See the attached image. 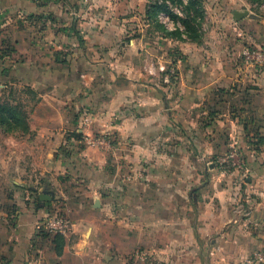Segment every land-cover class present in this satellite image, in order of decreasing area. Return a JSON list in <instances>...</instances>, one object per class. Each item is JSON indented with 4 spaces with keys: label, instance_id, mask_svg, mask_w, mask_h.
Returning a JSON list of instances; mask_svg holds the SVG:
<instances>
[{
    "label": "crops",
    "instance_id": "crops-1",
    "mask_svg": "<svg viewBox=\"0 0 264 264\" xmlns=\"http://www.w3.org/2000/svg\"><path fill=\"white\" fill-rule=\"evenodd\" d=\"M132 1L0 0L2 74L40 90L29 139L0 143V264H241L264 247V67L241 58L264 47V8L218 0L201 42L144 12L124 41ZM54 212L61 245L41 228Z\"/></svg>",
    "mask_w": 264,
    "mask_h": 264
},
{
    "label": "rangeland",
    "instance_id": "rangeland-1",
    "mask_svg": "<svg viewBox=\"0 0 264 264\" xmlns=\"http://www.w3.org/2000/svg\"><path fill=\"white\" fill-rule=\"evenodd\" d=\"M138 1L140 0H133L131 3H129L130 5L129 7H122L123 8V10H121L122 15L129 19V21L127 20L128 22L126 21L125 23H123L124 31L129 32V33L124 32L125 33L124 41L130 39L131 36H136L138 34V29H140L143 24V22L140 20L139 15L144 14V12L145 15H147L145 19L149 20L147 22L145 21V24H148L149 22L151 24L149 26V29L152 28L155 29L156 31L160 32L164 38L170 37L175 40L177 39L180 42L181 40L182 41L190 40L191 37L201 42L203 41L204 37H208L209 34H211L213 28H215V26L218 23L219 26L222 27L223 22L221 21L218 22V20H216L215 18L216 8H218L216 3H219L218 0H196L199 5L198 6L199 10H201L200 12H197L195 8L189 6L188 0H184V1L176 0L175 3L169 1L170 4H168V1H166L167 2L166 8L168 10L170 9L174 14V16L171 15L172 18H170L169 12L165 9L157 11V9H159L161 5L160 3H163V0H144L143 4H137ZM154 1L158 4L155 10L158 12V14H156V17L159 23H161L163 26L165 25L171 32L178 30L177 26H180L181 30H178V32L175 34L169 35L163 31L162 26L161 27L155 26L153 22L154 21L153 19H155V17L154 18L152 17L153 18L152 19L150 18V15L147 13L148 7H150V5L154 3ZM250 4H251L250 6L249 5L246 6V9L248 8L249 10L250 7V9L252 10V0H250ZM200 5H202L201 9H200ZM242 8L245 7L243 6ZM200 14L202 15V18L200 17ZM161 15L162 16L169 15V18L171 19L170 23L168 24L164 23L163 22L164 18H160ZM189 16L197 17L198 20H201V23L198 24L199 26L196 27L197 31L195 32V30L190 29L191 30L190 34L185 32L186 27H188V25L190 26L189 23H186V20ZM231 29L232 28H230V30ZM230 35L232 36L233 34ZM230 35H228V37H230ZM245 43L246 44L243 47V49H245V47L247 46L252 47V43L250 42H245ZM241 58L243 61V65L246 68L252 67V63L249 62L247 63L246 60L243 58L242 54H241ZM3 71H1L0 69V143H2L4 139L9 138L10 136H13V138L16 141L28 140L29 137L31 136L30 115L36 110L38 106V102L40 101L39 99L40 90L32 88L31 86L27 85L24 81L21 80L12 82L13 78H10L8 75L4 76L2 74ZM29 90H34V91L36 90V91L35 93H30ZM12 107H17L16 111L21 114H24V118L14 121L13 124L5 120L6 117H10L8 115V112L9 114L13 113L7 110L8 108L13 109ZM30 111L32 112L30 113ZM237 148L240 153V149L238 146ZM32 168L35 169L36 167L32 166ZM33 173H36V171L34 170Z\"/></svg>",
    "mask_w": 264,
    "mask_h": 264
},
{
    "label": "built area",
    "instance_id": "built-area-1",
    "mask_svg": "<svg viewBox=\"0 0 264 264\" xmlns=\"http://www.w3.org/2000/svg\"><path fill=\"white\" fill-rule=\"evenodd\" d=\"M168 4H170L169 1ZM260 6L264 8V0L262 3H260ZM160 18H164L163 22L166 24L170 23L171 21L169 15H161ZM238 34L241 35V33ZM242 56L247 63H252V67H264V47L255 45H252V47L247 46L245 49H243ZM87 121V118H85L86 123ZM84 140L93 147L109 145V140L107 137L101 134H85ZM238 156L239 150L235 143H232L228 153L219 159V163L224 168L235 165V159L238 158ZM41 228L50 235L66 236L72 230V224L68 216L63 213L56 212L45 217L41 223ZM241 264H264V247L252 251L242 260Z\"/></svg>",
    "mask_w": 264,
    "mask_h": 264
},
{
    "label": "trees",
    "instance_id": "trees-1",
    "mask_svg": "<svg viewBox=\"0 0 264 264\" xmlns=\"http://www.w3.org/2000/svg\"><path fill=\"white\" fill-rule=\"evenodd\" d=\"M166 1H170V2H176V0H163V3H160L161 5H160V7H159V9H157V11L159 10H163V9H165V10H167L168 12H169V14H170V18H172V16H174V14L172 13V11L169 9H167L166 8V4H167V2ZM182 1H184V0H182ZM256 1H258V3L260 4V3H262V1L263 0H256ZM188 3H189V6H192L193 8H195V10L197 11V12H200L201 10H199V5H198V2L196 1V0H188ZM158 4L154 1V3L152 4V5H150V7H148V9H147V13L150 15V18H154L155 17V19H153L154 21V24H155V26L156 27H163V31L166 33V34H169V35H172V34H175V33H177L178 32V30H181L180 29V26H177V29L178 30H176V31H170L165 25L163 26L161 23H159V21L157 20V17H156V14H158V12L155 10L156 9V6H157ZM202 8V5H200V9ZM155 11H154V10ZM172 15V16H171ZM199 15V14H198ZM200 17L202 18V15L200 14ZM175 20H177V19H175ZM175 22V21H174ZM177 22V21H176ZM186 23H189L190 24V26L188 25V27H186V31L185 32H187V33H191L190 31V29H193V30H195V32L197 31L196 29V27L197 26H199L198 24H200L201 23V20H198V18L197 17H193V16H189L188 18H187V20H186ZM190 40H194V41H198V42H200L199 40H196V39H193L192 37L190 38ZM29 92L30 93H35V91L34 90H29ZM13 109H10V108H8L7 110L8 111H10V112H13V113H11V114H9V112H8V115L11 117H6V119L5 120H7L9 123H11V124H13L14 123V121H17L18 119H22V118H24V114H21V113H19V112H17L16 110H17V107H12ZM32 111H30V113H31ZM11 119H12V121H11ZM13 126H15V125H13ZM44 231V230H43ZM44 233L46 234V235H48V236H52L53 238H54V240L56 241V242H59L58 243V245H61L62 243H61V237H62V235H50V234H48V233H46L45 231H44ZM60 248H61V246H60ZM60 248H59V246H58V252L60 251Z\"/></svg>",
    "mask_w": 264,
    "mask_h": 264
},
{
    "label": "water",
    "instance_id": "water-1",
    "mask_svg": "<svg viewBox=\"0 0 264 264\" xmlns=\"http://www.w3.org/2000/svg\"><path fill=\"white\" fill-rule=\"evenodd\" d=\"M247 14H248V11H235V13H234V19L236 21H239L242 18H244Z\"/></svg>",
    "mask_w": 264,
    "mask_h": 264
}]
</instances>
